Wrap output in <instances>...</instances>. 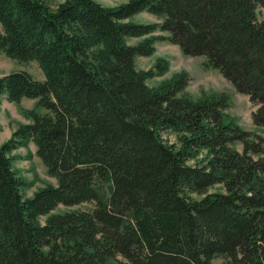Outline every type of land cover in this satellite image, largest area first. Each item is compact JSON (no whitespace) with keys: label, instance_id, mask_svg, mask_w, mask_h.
Returning <instances> with one entry per match:
<instances>
[{"label":"trees","instance_id":"16d2710c","mask_svg":"<svg viewBox=\"0 0 264 264\" xmlns=\"http://www.w3.org/2000/svg\"><path fill=\"white\" fill-rule=\"evenodd\" d=\"M260 10L264 0H0V52L46 77L0 76V95L45 109L0 145V264H264V137L226 114L227 93L186 95V71L150 86L168 61L135 62L161 40L205 56L264 129ZM144 11L161 21L131 20ZM29 141L57 179L33 196L10 155Z\"/></svg>","mask_w":264,"mask_h":264},{"label":"rangeland","instance_id":"374dc122","mask_svg":"<svg viewBox=\"0 0 264 264\" xmlns=\"http://www.w3.org/2000/svg\"><path fill=\"white\" fill-rule=\"evenodd\" d=\"M62 2L64 0H57ZM106 6L119 5L128 0H97ZM260 19H264V10L259 11ZM134 22H160L161 20L149 13L142 12L131 18ZM0 29L2 25L0 23ZM168 35L167 32H159ZM142 38L133 37L129 39L131 44H136ZM156 50L150 56H137L136 67L140 70H147L161 58L168 61V70L160 76H156L147 80L150 86H158L162 82L171 79L177 73L186 71L190 80L186 87L185 93L194 99H200L204 96L219 94L222 92L230 96V107L226 110L229 117L234 118L244 128L260 134L264 137V129L254 124L252 119L253 112L258 105L250 100V97L236 90L234 85L224 77V75L216 68L207 64L205 56H192L185 54L178 45L168 41L161 40L155 43ZM16 70H27L39 80H45V73L38 61H19L8 57L4 52H0V76L8 74ZM5 95L0 96V145L8 141L14 132L23 124L30 123L32 117L28 114L29 110L45 112V109L38 106V100L34 98H23L21 102H12L11 105L4 106ZM173 139V137H172ZM237 148L242 151L243 144L238 143ZM13 157V168L26 181L23 192L25 196H33L34 193L45 186L57 184L55 176L48 172L46 165L37 155V147L33 141H29L26 145L20 146L10 152ZM224 191V187L220 184L214 185L208 189V192ZM109 195V192L107 193ZM194 198H201L204 194H193ZM94 202H85L75 206H65L60 204L51 213H63L70 210L91 209ZM48 215L41 216V222L45 224ZM215 264H226V259L217 256L213 259Z\"/></svg>","mask_w":264,"mask_h":264},{"label":"crops","instance_id":"0c3cea01","mask_svg":"<svg viewBox=\"0 0 264 264\" xmlns=\"http://www.w3.org/2000/svg\"><path fill=\"white\" fill-rule=\"evenodd\" d=\"M2 95H5V100H4V108H5V106L6 105H11L12 104V102L10 103V102H8V100H7V95L6 94H2ZM2 95H0V96H2ZM35 99V98H34ZM38 100V99H37Z\"/></svg>","mask_w":264,"mask_h":264}]
</instances>
